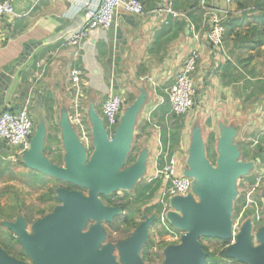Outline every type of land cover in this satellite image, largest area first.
Masks as SVG:
<instances>
[{"label":"crops","instance_id":"1","mask_svg":"<svg viewBox=\"0 0 264 264\" xmlns=\"http://www.w3.org/2000/svg\"><path fill=\"white\" fill-rule=\"evenodd\" d=\"M10 1L15 16L0 19V114L25 109L33 126L42 122L46 128L44 154L48 159L62 161V114L68 116L82 142L72 121L78 114L88 145L91 107L100 116L103 102L114 93L124 102L123 114L142 95L144 102L129 152L135 158L141 151L147 153L146 171L138 185L154 179L160 152L175 159L177 175H182V162L186 165L195 129L200 132L208 155L215 154L220 126H225L236 131L235 143L239 145L238 138L244 143L240 146L246 162L254 163L253 171L241 181V188L238 184L243 194L244 182L264 165L262 56L235 47L232 37L223 41L222 49L210 46L200 29L201 16L195 19L188 15L194 2L140 0L143 16L118 10L109 29L86 31V15L97 0ZM163 6L186 13V19L162 14L158 10ZM191 24L197 37L190 30ZM82 32L71 44L74 34ZM195 49L199 50L200 59L192 75L194 107L188 114L174 118L167 104V92ZM250 53L254 55L251 59ZM73 70L80 72L77 86L71 81ZM49 131L56 137L54 141L47 139ZM58 144L61 152L52 147ZM256 145L263 150L253 161ZM4 153L18 157L0 141V154Z\"/></svg>","mask_w":264,"mask_h":264},{"label":"water","instance_id":"2","mask_svg":"<svg viewBox=\"0 0 264 264\" xmlns=\"http://www.w3.org/2000/svg\"><path fill=\"white\" fill-rule=\"evenodd\" d=\"M144 102L143 96L126 108L111 135L105 130L100 116L91 107L88 112L90 141L79 140L68 116L59 122L63 146L62 165L52 163L44 154L45 125L40 122L30 139L29 149L21 156L23 166L63 184L85 189L84 197L63 187L55 189L61 206L32 227V236L24 230V221L5 222L3 227L13 232L31 264H115L109 247L97 252L92 244L87 247V236L80 233L86 218L111 221L118 209L106 208L99 196L115 192H133L146 171L147 153L141 151L134 162L126 166L133 141L137 115ZM236 131L220 126L211 163L205 154L200 132L191 133L184 177L192 179V194L174 197L169 201L171 211L166 214L170 227L182 233L179 243L163 249V264H204L206 253L202 240L229 242L223 254L241 264H264V226L252 235V224L246 219L232 235L233 203L238 195L237 184L249 176L254 163L241 161L239 146L234 142ZM264 220V190L261 192ZM150 216L141 223L124 243L117 246L120 262L142 264L138 253L146 238V229L153 223ZM96 228V229H95ZM97 235L101 237L98 226ZM94 236V240H95ZM84 239V241H82ZM94 244V243H93ZM0 264H26L0 249Z\"/></svg>","mask_w":264,"mask_h":264},{"label":"built area","instance_id":"3","mask_svg":"<svg viewBox=\"0 0 264 264\" xmlns=\"http://www.w3.org/2000/svg\"><path fill=\"white\" fill-rule=\"evenodd\" d=\"M229 5L230 0L223 2L200 0L196 7L201 12L202 23L200 29L205 33L208 44L215 49H222L223 47L224 23L229 15L234 12L233 8L229 7ZM118 10L132 16H143L145 14L140 0H97L95 6L86 15V31L109 29ZM158 11L172 19H186L187 17L186 13L176 12L166 6H163ZM15 14L10 0H0V19L15 16ZM190 30L196 37L198 36L192 24L190 25ZM83 33L74 34L70 43L75 44ZM199 59V50H193L185 59L174 84L167 92V104L169 105L170 113L175 117L188 114L194 107L195 90L192 75L196 70ZM79 80L80 72L73 70L71 74L73 85L77 86ZM123 103L119 95L110 93L102 104V120L104 128L109 135L113 133L120 121ZM72 121L79 129L82 142L87 144V134L82 125V120L77 113H75ZM33 129V122L25 109L17 112H2L0 114V141L4 142L8 148L13 149L18 157H21L29 149ZM154 179H158L157 181L160 182L154 202H157L161 207L160 220L161 225H163V222L166 220V214L171 210L169 201L174 197L187 196L192 188V179L183 175H177L175 159L169 157L164 152H160L159 154ZM154 179L151 181H154ZM253 179L252 184L244 182L245 190L243 194L246 206L257 207V202H262L261 192L264 190V165L254 175Z\"/></svg>","mask_w":264,"mask_h":264},{"label":"flooded vegetation","instance_id":"4","mask_svg":"<svg viewBox=\"0 0 264 264\" xmlns=\"http://www.w3.org/2000/svg\"><path fill=\"white\" fill-rule=\"evenodd\" d=\"M129 165H127L126 163V166H129ZM64 185L65 186L63 188L65 189H68L70 191H76L84 197L88 196V192L83 188L72 186L70 184H64ZM66 186H68L69 188ZM134 192L135 190L133 192H115L107 196L98 197L103 207L112 208V209L117 208L118 213L114 215L111 221L109 222L105 220L97 221L96 219H91V218L85 219V223H83L80 229V233L82 235L87 236L85 247H87L89 244H92L97 252L102 251L103 248L109 247L108 253L114 259L115 264H123L120 262V252L117 246L129 240L132 237V235L136 232L139 225L143 223L146 220V218H149L150 216L153 215L155 216V220L146 229V238L141 246L138 256L142 264H163L164 262L163 249L168 245H176L179 242L167 244L163 248H161L160 244L162 242L160 243L159 241H161L163 237L164 238H167V237L175 238V240H178V235L181 232L170 227V225L168 224L166 220L165 222H163V225H162V227H164L165 229H163L160 226L161 220H160V214L158 213L159 205L157 204V202H154L155 196L149 205H145V206L128 205L127 207H123L127 203V201L129 203L132 202V198L135 195ZM48 193L49 192H47V195ZM46 196L44 198L45 202L51 204L48 207L49 211L43 217L39 219H35V221H33L32 224L30 223V221H28L29 217L20 214L18 211H16L15 213L10 212L11 214L6 215V217H2L3 219H1L2 221H0L1 229H3V235H1V238H0V249H2L10 257L16 260L25 262L26 264H31L30 259L25 254L24 250L18 244L17 237L15 236V234L9 231L7 228H4L3 223L5 222L15 223L20 218L24 221L25 232L29 236H32L33 225L41 221L42 219L46 218L47 216L53 214L56 208L61 206V202H59L56 199L55 190L53 193V200L48 201ZM150 208H154V209L150 210ZM43 213H44L43 210H39L38 212V214H43ZM98 226L101 231V237L97 235V230H94V228L95 227L98 228ZM154 226L155 227L160 226L158 228L160 236L156 238L158 240L156 242L160 243L159 245L156 244L155 240L152 241L150 239V232ZM94 236L96 237L95 240H94ZM82 241H84V239ZM211 242L213 243L220 242L222 244L217 248H213V250H209L208 247H204L202 245L203 251L204 249H207V251H204L206 253L204 264H241L232 259L226 258L224 256L223 252L225 248L228 246L227 245L228 242H223L220 240H211ZM219 253H222L223 256L221 257ZM210 255H213V256H210Z\"/></svg>","mask_w":264,"mask_h":264},{"label":"rangeland","instance_id":"5","mask_svg":"<svg viewBox=\"0 0 264 264\" xmlns=\"http://www.w3.org/2000/svg\"><path fill=\"white\" fill-rule=\"evenodd\" d=\"M178 1H180V3L183 4L184 2L192 3L194 0H178ZM214 1L223 2L225 0H214ZM242 1L245 2L244 4L246 5V7L251 6L253 3V0H230L229 7L233 8L235 12L238 2H242ZM169 2L175 3L176 1L167 0V4H169ZM234 12L232 13L233 14L232 17H236L235 20H239L241 25L238 28L240 31L246 32V30L249 27V24L260 25V22L257 19L260 17V14L258 12L252 11L251 9L247 10V12L244 14L241 11H236V13ZM99 115L102 117V114H99ZM34 125H35L34 127H36V123ZM49 134H51L50 131H49ZM79 136H80V133H79ZM237 140L239 141V145L237 144L239 146V151H240L239 159L241 161H246L247 157L242 155L243 150L240 146V145H244V143H242L239 138ZM52 147L56 148L58 152H61L60 144H58V146L54 145ZM205 154H206V158L211 163H213L214 160H211L209 157L211 156V154H209L208 156V153L206 152V150H205ZM49 160L54 164L62 165V161L60 159L49 158ZM20 162H21V157L11 156V153H9L8 155L7 153H4L3 155L0 154V221H2L1 220L2 217H6V215L11 214L10 212L15 213L16 211H18L20 214L29 217L28 221H30V223L32 224L33 221H35V219H39L43 217L49 211L48 207L51 204L45 202V199H44L45 196L47 195V192L50 189L55 190L56 188L64 187L65 185L52 178L46 177L38 172H34L32 170L25 168L24 166H21ZM182 165L184 168H186L185 161L182 162ZM243 179L244 178L240 179L238 182V184L240 185V188L242 186L241 181ZM237 189H238V195L236 199L239 198L241 195L239 187H237ZM189 194L193 195L192 188ZM194 196L195 195H193V197ZM245 209H248L252 212L254 210L255 214L257 215L256 220L259 223V228L264 226V220L262 217L261 209L259 212V209L257 210V207H254V206L251 207L249 205L246 206ZM39 210H43L44 213L38 214ZM241 216H242V213L238 214V216L232 219V235L233 236L238 232L239 227L242 225V223H240ZM253 218L254 216H251L250 218H248L250 219L251 224H252V235L257 232V227L255 226V222ZM160 226L162 227L161 224ZM160 226L158 227L154 226L151 229L150 239L152 241L153 240H155V242L158 241L156 238L160 236L159 229H158ZM162 228L165 229L164 227ZM1 235H3V229H1V226H0V238H1ZM181 235L182 233L178 235V240H175V238H168V237L164 238L163 237L162 240L159 241L160 243L161 242L162 243L160 244L156 242V244L158 245L160 244V247L163 248L167 244L178 243ZM201 243L204 247H208L209 250H213V248H217L222 244L220 242L213 243L211 242V240H202ZM227 245H229V242Z\"/></svg>","mask_w":264,"mask_h":264},{"label":"trees","instance_id":"6","mask_svg":"<svg viewBox=\"0 0 264 264\" xmlns=\"http://www.w3.org/2000/svg\"><path fill=\"white\" fill-rule=\"evenodd\" d=\"M200 0H194V4L191 6L190 11L188 13L190 18H195L197 19V16H201V12L196 9L198 6ZM209 1V0H206ZM245 2H238L236 6V11H241L243 14L247 12V10L251 9L252 11L258 12L260 14V17L257 18L260 22V25H255V24H249L248 29L246 32H242L239 30L238 27H240V22L239 20H235L236 17H232L233 14L231 13L229 17L227 18L226 22L224 23V28H225V34H224V41L232 37L233 38V43L235 47H242L243 49H246L248 52H254L255 56H262L264 59V0H253V3L251 6L246 7L244 4ZM178 9V7H176ZM175 8V9H176ZM236 11L234 13H236ZM249 59H251L254 55L253 54H248ZM245 62L248 63V60ZM165 104V105H164ZM163 105L166 106V103ZM174 118H177L173 115ZM181 127V125H180ZM165 137V136H164ZM47 139L50 141H54L56 139L55 136L52 134L47 135ZM211 143L213 142V138H211ZM256 154L252 157V160L254 161L255 157H259L258 154L262 152L263 149H261L260 145H256ZM211 154V153H210ZM209 156V155H208ZM245 156V155H244ZM211 160L215 159V154H212L209 156ZM246 157V156H245ZM135 160V156L131 155L127 159V165L133 163ZM20 165L23 166V164L20 162ZM57 165V164H56ZM245 179V178H244ZM249 184H252L254 179L253 177L247 178ZM160 186L159 181H152L149 184H141L138 185L137 188L135 189V195L132 198V202L127 203L123 207H127L128 205H135V206H145L149 205L150 202L153 200L155 194L157 193L158 189ZM68 187V186H66ZM69 188V187H68ZM48 195L46 196L48 201L53 200V193L54 189H50L48 191ZM246 207V201L244 194H241L239 198L236 199V201L233 204V211H232V219L234 217L238 216V214L242 213V216L240 218V223H243L246 219L250 218L251 216H254L253 220L255 222V226L257 227V230L259 228V223L256 220L257 215L255 214L254 210L253 212L245 209ZM262 207V202H257V210ZM154 208H150L152 210ZM158 213H161V207L158 206ZM12 217V216H11ZM3 219V218H2ZM227 244V243H226ZM204 251H207V249H204ZM220 256L222 257L223 254L219 253ZM213 256V255H210Z\"/></svg>","mask_w":264,"mask_h":264}]
</instances>
